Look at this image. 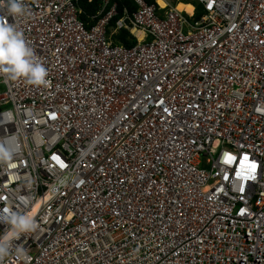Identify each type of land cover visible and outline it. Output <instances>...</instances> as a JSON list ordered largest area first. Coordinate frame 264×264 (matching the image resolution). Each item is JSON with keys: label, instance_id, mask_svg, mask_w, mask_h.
<instances>
[{"label": "built area", "instance_id": "1", "mask_svg": "<svg viewBox=\"0 0 264 264\" xmlns=\"http://www.w3.org/2000/svg\"><path fill=\"white\" fill-rule=\"evenodd\" d=\"M132 1L0 0L49 81L0 78V209L38 225L0 264H264V0Z\"/></svg>", "mask_w": 264, "mask_h": 264}, {"label": "clouds", "instance_id": "2", "mask_svg": "<svg viewBox=\"0 0 264 264\" xmlns=\"http://www.w3.org/2000/svg\"><path fill=\"white\" fill-rule=\"evenodd\" d=\"M8 15L21 17L26 14L22 0H8ZM48 71L28 46L24 33L15 25L0 22V78L10 81L25 80L34 86L46 87ZM12 154L0 149V164H10ZM0 224L7 230L0 235V259L8 255L12 242L20 235L36 231L38 225L30 214L0 209Z\"/></svg>", "mask_w": 264, "mask_h": 264}, {"label": "trees", "instance_id": "3", "mask_svg": "<svg viewBox=\"0 0 264 264\" xmlns=\"http://www.w3.org/2000/svg\"><path fill=\"white\" fill-rule=\"evenodd\" d=\"M87 1L88 0H82L83 6L86 7L90 13H94L98 9L101 0H93V5H91V7L87 6V3H88ZM150 2H154V1L150 0ZM120 4H121V6H123V5L128 6L129 9L131 10V12H134L137 9V7L135 6V4L133 3L132 0H121ZM185 4H191L193 6H196L197 7V16L199 17L202 15V7L199 4H197V2L195 0H192L191 2H186ZM118 37H119V39L122 40L126 37V33L125 32L121 33ZM135 43L136 42H133L131 44V43L125 41L124 44L126 46H130V45H134Z\"/></svg>", "mask_w": 264, "mask_h": 264}, {"label": "bare ground", "instance_id": "4", "mask_svg": "<svg viewBox=\"0 0 264 264\" xmlns=\"http://www.w3.org/2000/svg\"><path fill=\"white\" fill-rule=\"evenodd\" d=\"M159 5H161L162 7H167L168 3L165 0H157ZM178 10L181 11H186L189 14H192L194 11V7L191 4H185V3H179L177 5Z\"/></svg>", "mask_w": 264, "mask_h": 264}, {"label": "rangeland", "instance_id": "5", "mask_svg": "<svg viewBox=\"0 0 264 264\" xmlns=\"http://www.w3.org/2000/svg\"><path fill=\"white\" fill-rule=\"evenodd\" d=\"M165 1L172 6H177L179 3L191 2L192 0H165Z\"/></svg>", "mask_w": 264, "mask_h": 264}, {"label": "snow or ice", "instance_id": "6", "mask_svg": "<svg viewBox=\"0 0 264 264\" xmlns=\"http://www.w3.org/2000/svg\"><path fill=\"white\" fill-rule=\"evenodd\" d=\"M0 149H3V146H0ZM63 166V165H62ZM253 169L255 168V165H252Z\"/></svg>", "mask_w": 264, "mask_h": 264}]
</instances>
